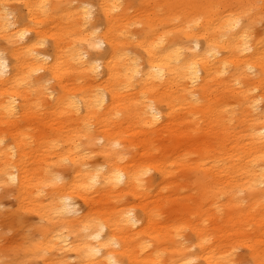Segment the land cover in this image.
<instances>
[{
	"label": "clouds",
	"instance_id": "1",
	"mask_svg": "<svg viewBox=\"0 0 264 264\" xmlns=\"http://www.w3.org/2000/svg\"><path fill=\"white\" fill-rule=\"evenodd\" d=\"M0 264H264V0H0Z\"/></svg>",
	"mask_w": 264,
	"mask_h": 264
},
{
	"label": "bare ground",
	"instance_id": "2",
	"mask_svg": "<svg viewBox=\"0 0 264 264\" xmlns=\"http://www.w3.org/2000/svg\"><path fill=\"white\" fill-rule=\"evenodd\" d=\"M167 7L172 9L175 5H168ZM185 8H189V5L185 4ZM160 138L164 141L167 150L170 152L188 149L202 153L215 141V136H210L207 133L193 135L183 115L178 116L177 119L160 134ZM149 158H151L150 155ZM198 163L199 162H197V165H176L175 173L170 181L174 188L178 190L180 187L188 186V183L184 180L192 176L195 168L198 167ZM182 180L184 183H181ZM158 203L164 208L170 220H177L186 217L193 210L194 205L199 204V199H193L191 194L180 196L177 191L170 192L167 196L162 197ZM249 221H255L257 226H260L259 216L231 213L223 224H214V227L221 233V239L226 240L232 236L240 235V226ZM168 227L169 225L166 224L151 225L149 226V233L153 238H163L167 234ZM161 242H163V240H161Z\"/></svg>",
	"mask_w": 264,
	"mask_h": 264
},
{
	"label": "rangeland",
	"instance_id": "3",
	"mask_svg": "<svg viewBox=\"0 0 264 264\" xmlns=\"http://www.w3.org/2000/svg\"><path fill=\"white\" fill-rule=\"evenodd\" d=\"M190 178H191V176H190L188 179L184 180V181H186V182L188 183V181L190 180ZM192 198L195 199V198H197V197H193V196H192Z\"/></svg>",
	"mask_w": 264,
	"mask_h": 264
}]
</instances>
